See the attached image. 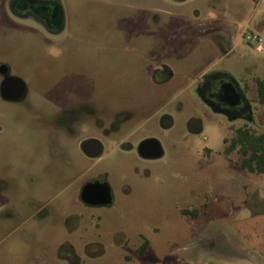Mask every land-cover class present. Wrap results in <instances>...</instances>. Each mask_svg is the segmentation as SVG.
Wrapping results in <instances>:
<instances>
[{
    "label": "rangeland",
    "instance_id": "rangeland-1",
    "mask_svg": "<svg viewBox=\"0 0 264 264\" xmlns=\"http://www.w3.org/2000/svg\"><path fill=\"white\" fill-rule=\"evenodd\" d=\"M60 1L56 35L0 19V60L26 87L0 100V264H264V175L224 144L264 133V53L246 40L264 50V0ZM90 137L98 159L79 150ZM78 169L108 206L78 202Z\"/></svg>",
    "mask_w": 264,
    "mask_h": 264
},
{
    "label": "flooded vegetation",
    "instance_id": "flooded-vegetation-1",
    "mask_svg": "<svg viewBox=\"0 0 264 264\" xmlns=\"http://www.w3.org/2000/svg\"><path fill=\"white\" fill-rule=\"evenodd\" d=\"M6 18L12 21L32 20L43 27L46 35L51 36L61 32L65 25L64 7L60 0H1L0 19L5 20ZM218 91L224 92V90L222 91L221 86L218 87ZM25 92L26 87L23 80L11 75L10 66L6 62L0 60V100L4 103L16 104L23 98ZM118 128V124H113L112 129L106 130L105 134L110 133L111 131H117ZM4 136L5 135H2L0 137ZM51 138L52 135L47 132L46 140H48V143L51 141ZM86 141L90 142L83 148L82 144ZM146 141H150V145L158 147V144L155 141ZM46 148H48L49 151V144ZM79 150L87 158L98 159L102 155L101 140L95 137L84 139L79 144ZM139 152L142 157L148 158L140 150ZM43 173L47 178L52 177L53 171L51 159L46 162ZM83 177L84 171L78 169L73 172L71 177L66 178L68 186L77 187L76 199L78 202L91 208L108 206L112 202V194L109 185L96 178H91L88 181H82ZM73 217L75 216H71L70 218ZM96 235L98 238L99 234L96 233ZM93 245L95 244L89 243L87 248ZM148 245L149 242L142 239L137 253L140 255L143 254ZM124 260L130 259L124 257Z\"/></svg>",
    "mask_w": 264,
    "mask_h": 264
},
{
    "label": "trees",
    "instance_id": "trees-1",
    "mask_svg": "<svg viewBox=\"0 0 264 264\" xmlns=\"http://www.w3.org/2000/svg\"><path fill=\"white\" fill-rule=\"evenodd\" d=\"M258 103L264 104V83L257 81ZM225 152H236L241 156L240 167L249 174L264 175V133H256L248 127L235 129V135L230 140H224ZM174 264H189L176 262ZM215 264V263H206Z\"/></svg>",
    "mask_w": 264,
    "mask_h": 264
},
{
    "label": "water",
    "instance_id": "water-1",
    "mask_svg": "<svg viewBox=\"0 0 264 264\" xmlns=\"http://www.w3.org/2000/svg\"><path fill=\"white\" fill-rule=\"evenodd\" d=\"M90 141H86L82 144L83 148L86 144H88ZM150 141H144L140 144L139 150L144 153V155L148 158H156L160 155V149L157 146L150 145Z\"/></svg>",
    "mask_w": 264,
    "mask_h": 264
},
{
    "label": "built area",
    "instance_id": "built-area-1",
    "mask_svg": "<svg viewBox=\"0 0 264 264\" xmlns=\"http://www.w3.org/2000/svg\"><path fill=\"white\" fill-rule=\"evenodd\" d=\"M246 40L254 41L256 51L264 53V50H263V48L261 46V40L258 37H256V36H252L251 38L250 37H246Z\"/></svg>",
    "mask_w": 264,
    "mask_h": 264
}]
</instances>
